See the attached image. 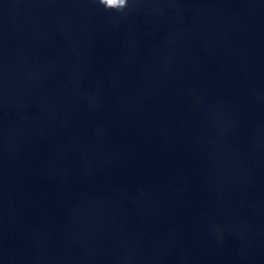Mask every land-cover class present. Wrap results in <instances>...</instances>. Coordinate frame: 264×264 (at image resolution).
<instances>
[{"label":"water","instance_id":"95a60500","mask_svg":"<svg viewBox=\"0 0 264 264\" xmlns=\"http://www.w3.org/2000/svg\"><path fill=\"white\" fill-rule=\"evenodd\" d=\"M0 264H264V0H0Z\"/></svg>","mask_w":264,"mask_h":264}]
</instances>
